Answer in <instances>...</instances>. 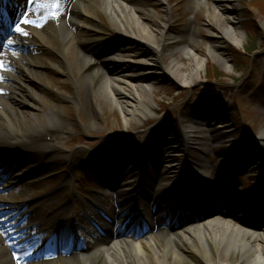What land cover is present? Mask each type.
Listing matches in <instances>:
<instances>
[{
  "label": "bare ground",
  "instance_id": "obj_1",
  "mask_svg": "<svg viewBox=\"0 0 264 264\" xmlns=\"http://www.w3.org/2000/svg\"><path fill=\"white\" fill-rule=\"evenodd\" d=\"M1 1L0 44H3L8 35L6 34L8 25L5 22L11 19L12 14H18L19 10L15 13V9L12 8L2 9L1 3L4 2ZM196 1L197 4L205 2ZM49 2L53 4L57 0H49ZM59 2H62V6L58 10V17L67 20L68 27L66 24L56 26L55 22L47 21L50 26L40 31L39 27L22 25L29 32V36L21 37L18 41V53H15L17 41L7 48L14 53L10 56L13 63L8 70L0 72V76L4 77L0 81V89H2L0 92V213L15 206L11 202L12 197L27 196L29 190L42 189L50 182L52 176H56L54 175L56 161L69 162L70 172L73 173L76 157L83 154L80 149L75 150L70 158L62 154L63 150L59 144L65 140L68 123L60 117L54 101L49 99L47 106H43L49 108L47 114L41 115L39 112L41 108L39 105L45 100L44 94L52 96L48 90L57 85L54 80L55 75L62 76L65 85H74L76 92L70 95L68 101L76 108L87 110L96 99L103 98L112 106L121 109L126 126L130 114L134 111L138 112V109L128 107V103L144 108L148 114V116L143 114L144 119L156 115L154 109L145 104L143 99L145 92L153 89L154 81H158L159 73L144 75L142 83L134 82L122 68L117 72L107 70L106 64L119 67L123 63L113 57L101 55L100 51L105 44L120 42L132 47L152 49L153 52L162 55L171 38L164 32L155 36L151 27L140 18L141 9L130 4L128 0L99 2L59 0ZM213 4V13H209L211 37H222L235 47H244L247 33L242 31L235 20L230 9L231 5L225 0H214ZM21 5L22 13L29 14V18L36 20L38 24L44 21L42 19L44 16H48L41 13L33 18L28 0H22ZM99 12L104 13L111 27V34L108 36L97 23ZM261 27L264 33V24H261ZM82 35L83 38L80 37ZM38 41L42 42L39 46L44 48H38V51L40 49L44 55L53 57L59 62L58 64L49 62L47 75L34 69L36 58L32 50H36L35 42ZM179 41L182 44L170 51L171 61L168 68L161 70L166 76L173 77L181 86L186 87L200 75L204 61L191 47L192 42L196 43L193 37L183 35ZM54 44L59 48L56 51L52 48ZM152 53L147 51L144 55L145 60L142 62L144 65L141 66L143 72L159 71L156 57ZM177 53H181L190 61L188 67L175 57ZM211 55L215 59L219 58L224 69L231 72L233 68L227 60L222 61L215 51L211 52ZM122 60L133 62L129 54ZM73 72L78 75L77 80L73 79ZM21 76L28 80L30 86L35 85L39 90L35 92L23 86L25 93L28 91L27 99L14 98V103H9L2 94L4 91L12 93L16 88L15 82L22 81ZM79 94L83 96L82 104L77 101ZM62 97V94H58L56 98L62 99ZM130 98H133L135 103L131 102ZM203 123L195 121L183 129L188 148L197 145L198 134L201 138L208 137L205 136L207 131L204 130V125L209 123ZM90 124L96 126L91 118ZM261 135L264 136V130ZM261 144L264 146V137ZM200 146H206L207 150L211 148L209 143H202ZM164 147L166 150L162 152L163 158L159 163L162 168L157 169V172L160 171L158 175L154 173L158 180L174 176L177 168V160L173 159L171 154H176L178 151L168 142ZM200 165V169L192 165L193 179L203 180L205 185L213 187L209 164ZM48 175L50 179H47ZM132 182L133 180L130 179L126 184ZM193 185L199 186L196 182H193ZM54 194L56 193H47V197L14 210L16 221L12 222V229H15L18 223H24L26 236L16 230L14 234L16 242L10 245L7 237L0 230V264H264V227L255 229L242 219L234 218L229 214V207L218 212L210 209L212 204L210 197H217L216 193L208 196L207 201L210 203L208 206L203 202L202 206L197 207L202 211L201 217L185 225L181 230L166 235L154 230L150 235L142 238L126 237L118 234L102 214L91 213V221L96 224L93 232L94 242L91 246L84 247L78 236L77 239L73 237L70 239L72 244L70 248H64L61 238L57 236L46 246L50 252L48 251L44 257V263H30L29 255L25 253H32L37 247H42L41 240L45 236L44 233H48L59 223L58 219L61 215L69 213L68 203L59 207L50 206ZM11 217L12 214L7 219ZM45 228L48 229L44 231ZM15 257L20 259L17 260Z\"/></svg>",
  "mask_w": 264,
  "mask_h": 264
},
{
  "label": "rangeland",
  "instance_id": "obj_2",
  "mask_svg": "<svg viewBox=\"0 0 264 264\" xmlns=\"http://www.w3.org/2000/svg\"><path fill=\"white\" fill-rule=\"evenodd\" d=\"M91 1L99 2L100 0ZM202 1L204 2V0ZM206 1V4L205 2L197 4L196 0H166L162 3L159 0L128 1L141 9L139 12L140 18L151 27L155 36H159L164 32L171 38L162 55L153 52L152 49L147 50L140 47H132L131 50L132 54L138 58H144L147 51L153 52L152 54L156 57L159 71L149 73L151 75L159 73L160 76L157 82L154 81L153 89L147 93L145 92L146 95L143 99L144 103L156 112V115L152 118L144 119L143 114L148 116L144 108L138 107L137 104L128 103V107L138 109V112L134 111L130 114L129 123L126 126L121 109L112 106L103 98L96 99L87 110L76 108L72 102L68 101L70 95L76 92L74 85H65L62 76H54L55 84H57L55 86H58V88L53 86V89L48 90L52 93V96L44 94L45 100L40 103L39 112L41 115L47 114L49 108H44L48 104L47 100L54 101L60 117L68 123L65 140L59 144L63 150L62 154L70 158L75 150L80 149L83 151L82 155L76 157L73 165V187L81 195H78V197L75 195L76 204L79 203V199L84 200L83 195L96 200L97 194L94 191L98 186L95 183H98L97 180L100 178L105 179L103 175H106L110 166H116V170H122L124 174L127 170L133 175L142 173L143 179L147 182L154 179L156 187L164 188L156 190L157 198L155 201L157 202L160 198V201L164 202L155 207L159 209L158 215L164 214L163 212L168 211L169 207L174 208L176 214L179 205L182 204L180 201L181 196L183 195L184 198L190 200V193L187 194V189L180 182L185 175L189 178L188 185H191L190 169L187 168L183 171V166L188 161L194 163L197 169L201 168V163L209 164L215 187L221 195L226 191L231 192L232 201L229 205L231 207L236 205L234 209L237 210L240 218L251 221V219L259 216L256 212L264 211V151L260 152L257 146L252 145L253 141L250 140L251 135L255 137L254 139H260L259 135L264 130V33L261 27V24H264V0H259L258 7V0H252L253 2L251 0H225L226 3L231 5L230 9L242 31L244 30L247 33L244 47H235L222 37H211L209 33L211 29L209 27V13H213L214 4L208 2V0ZM41 3H45L44 0ZM105 17L103 12L97 13V23L101 25L105 33H108L110 25ZM64 20H60L58 17L52 22H55L57 26L63 25ZM253 23H255V28ZM46 26L50 25H43V27ZM251 28L254 29L251 30ZM182 34L191 36L196 40V43L192 42L191 47L204 61V66L200 69V75L194 78L193 82L186 87L181 86L173 77L166 76L164 71L161 70L162 68H168L171 61L170 51L182 44L179 41ZM40 44L42 42L38 41L37 46ZM52 48L54 50L59 49L55 44ZM251 48L253 49L250 52ZM244 50L247 51L248 56L242 57ZM213 51L216 52V55H219L222 61H228L233 68L231 72L224 69L219 58L215 59L211 55ZM39 52L40 49L33 54L36 58L34 69L47 75V70L50 68L49 62L55 63L57 60L40 56ZM175 57L184 66H189L190 61L181 53H177ZM24 63L22 62V64ZM210 67L224 74L223 77L217 79ZM73 77L78 78L76 72H73ZM15 83L16 88L12 93L4 91L2 94V96H6L9 103H14V98L15 100L17 98L27 99L28 91L25 93L23 86L27 90L28 88L35 92L39 90L35 85L30 86V83L24 77H22V81ZM58 94L63 95L62 99L56 98ZM130 99L131 102L135 103L133 98ZM77 101L83 103L82 94H79ZM90 118L96 126L90 124ZM204 119L211 123L209 126L204 125V130L207 131L205 136L208 137L196 142L197 146L187 148L182 127L188 125L190 121L198 120L202 122ZM231 122H234L235 132L231 133V136L227 139L222 135L223 131H218L215 126ZM165 124L166 128H163ZM243 125H246L247 127H245L249 131L246 135L243 134ZM240 139L243 142L245 141L243 145L240 144ZM230 140L236 142L232 146L234 148L227 149L225 143ZM164 142L173 144L172 147L178 151L176 154H171L173 159L177 160L175 176L167 180H156V177L153 178L154 173L151 170V164L148 163H145L139 172L138 156L142 148L144 151L143 162L147 158L146 154L150 151L157 153L156 158L161 157V161L163 158L162 152L166 150ZM132 143L138 144V146L135 148L132 161L126 169H123L125 162L121 160L122 155L125 154L123 149L118 152L115 149L114 154L103 155L105 151L109 150L110 146L113 148L118 147L119 144L128 145ZM202 143H209L211 145L210 150L206 151L205 147H198ZM237 148L242 149L241 156L240 153L236 155ZM65 158L67 159V157ZM104 158L105 160H103ZM110 160L112 161L108 165L107 162ZM250 164L252 167H250ZM55 165L57 166L55 168L57 175L53 177V180L48 182L42 189L29 190L34 199H39L47 193L58 190L64 183L67 174H70L69 162L56 161ZM182 171L184 173L183 177L180 174ZM85 173H87L86 177L84 176ZM68 190L69 185L62 192L55 194L50 206L72 200L67 195ZM182 190H185L186 193L183 194ZM234 195L240 196L237 202ZM170 196L173 200L169 203ZM7 199L4 198V200ZM11 200L14 204L23 205L24 202L29 200V197L14 196ZM84 201L86 202L85 206L92 208L89 200ZM127 201L132 203V198L128 195L119 201L103 202V206L111 208L109 213H111L112 218L125 216L124 220L128 221L126 212L129 207L125 205ZM117 202L120 206L119 209L115 205ZM187 205L192 206L191 203ZM186 210V207L182 208L181 212L185 213ZM72 214H69L68 220H70ZM174 215L167 217L169 223L173 222ZM4 217H6L5 214L0 216V222H2L0 230L12 245L16 242L15 231L8 226V221H4ZM156 221L160 222V219L158 218ZM67 225L70 226L71 221H68ZM60 226L61 224H57L56 228ZM17 228L24 230V225L21 224ZM154 229H156L155 226ZM158 231L164 233V235L167 234L164 232L165 229ZM53 235L54 232L50 236H46L44 241H48ZM37 253L38 250H34L31 257H34Z\"/></svg>",
  "mask_w": 264,
  "mask_h": 264
},
{
  "label": "snow or ice",
  "instance_id": "obj_3",
  "mask_svg": "<svg viewBox=\"0 0 264 264\" xmlns=\"http://www.w3.org/2000/svg\"><path fill=\"white\" fill-rule=\"evenodd\" d=\"M29 3H32L33 0H28ZM61 3L59 2V0H57L56 3L53 4H49V3H39L36 5L37 8L39 9H52V11L49 12L48 16H44L42 19L47 22V20L49 19V16L53 19L58 18L59 12L58 10L61 8ZM22 25H33L36 27H43V24H38L36 20L34 19H30L29 18V14L25 13L23 14L19 20H17L15 22L14 27L11 29V31L13 33L19 34V36L21 37H28L29 36V32L22 27ZM14 44V41L11 37L7 38L6 42H4L3 44H0V56L3 55V49L5 48H9ZM14 54V53H13ZM6 65L3 59H0V70L5 69ZM4 79L3 76H0V81H2ZM0 92H2V89H0ZM0 224H2V222H0ZM5 231H7V229H5ZM25 255H31V253H25ZM17 260H19V257H15Z\"/></svg>",
  "mask_w": 264,
  "mask_h": 264
},
{
  "label": "trees",
  "instance_id": "obj_4",
  "mask_svg": "<svg viewBox=\"0 0 264 264\" xmlns=\"http://www.w3.org/2000/svg\"><path fill=\"white\" fill-rule=\"evenodd\" d=\"M236 54V53H235ZM237 55H239V54H237ZM242 57H244V56H242ZM243 61H244V59H243ZM217 76H221L218 72H216L215 73Z\"/></svg>",
  "mask_w": 264,
  "mask_h": 264
}]
</instances>
